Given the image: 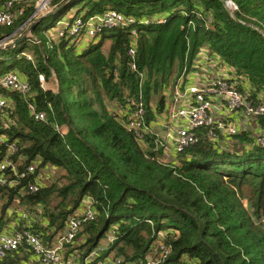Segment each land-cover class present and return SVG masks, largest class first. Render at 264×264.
Listing matches in <instances>:
<instances>
[{"label": "trees", "instance_id": "trees-1", "mask_svg": "<svg viewBox=\"0 0 264 264\" xmlns=\"http://www.w3.org/2000/svg\"><path fill=\"white\" fill-rule=\"evenodd\" d=\"M9 1L0 0V13ZM67 1L55 0L51 7ZM225 1L236 6L233 15ZM34 5H26L13 26H0V43L24 36L14 33ZM75 7L70 27L79 17L116 11L135 21L137 36L125 28L73 42L65 26L58 41L46 39L45 21L55 24ZM51 20L49 29L56 26ZM132 48L136 70L128 55ZM204 49L231 68L230 83L247 100L264 102V0H73L35 27L32 37L0 50V96L8 100L0 114V168L7 167V182L0 186V234L28 230L52 246L72 218L86 217L82 207L89 199L95 217L66 246V259L75 252L76 264L100 248L103 257L138 262L156 242L168 251L163 264H264V148L255 137L241 133L214 144L209 128H201L195 131L197 143L165 164L164 149L153 152L155 137L144 133L149 144L144 148L126 126L136 101L151 128L167 111V89L185 69L193 70ZM12 72L30 85L28 94L2 86ZM50 167L63 173L64 183H41ZM31 185L38 190L31 192ZM0 264L39 263L24 244Z\"/></svg>", "mask_w": 264, "mask_h": 264}, {"label": "built area", "instance_id": "built-area-1", "mask_svg": "<svg viewBox=\"0 0 264 264\" xmlns=\"http://www.w3.org/2000/svg\"><path fill=\"white\" fill-rule=\"evenodd\" d=\"M30 0H11L6 3L4 11L0 13V26L11 27L25 14V6L30 4ZM46 3L35 4V12L32 16L24 22L21 26L31 25L39 19V15H45L51 11L57 9L56 7H50L47 9ZM53 1V0H52ZM51 1V3H52ZM228 2V5L233 6V10L230 14H234L236 6ZM46 7V9H44ZM41 15V16H42ZM161 24H165L166 20L160 21ZM149 24V22L147 23ZM135 25V21L129 18H124L116 11H109L103 15H96L89 19L78 20L71 27L67 29L69 36L73 37L74 42H82L86 39L92 38L98 34H101L105 30H118L131 28L130 32L132 36H137V29L132 27ZM94 30L96 34L94 33ZM63 34H65L63 32ZM90 35V37H87ZM64 36V35H63ZM14 37V36H13ZM6 40L0 43V45H6L15 39ZM32 37L29 35L28 38ZM87 37V38H86ZM131 58V69L136 70L135 56L136 50L132 48L128 53ZM29 60L33 58L26 55ZM204 64L206 66V72L213 73L212 78L208 80L199 79L196 80L191 77V73L197 71L199 66ZM216 65L222 67L221 71H216ZM208 67L210 69H208ZM232 79L231 68L221 62V60L210 54L208 49H204L196 58L194 62L193 70L188 73L185 69L183 74L177 80V83L167 89L165 92L168 101L171 102V106L165 116L168 123L167 126L177 127L176 133H169L165 139L155 136L150 133L151 128L145 127L143 117L145 110L142 103L132 102V106L136 110L127 119L126 126L129 131L135 133L144 148H148L147 143L144 142V133H148L151 137H155V146L153 152L160 151V149H166L167 145L164 140L172 141L174 147V158L179 153H182L197 143V137L195 131L201 128H209L208 137L214 144H223V142H229L234 136L243 133L240 124L250 125L257 123V127L260 132L255 137L256 146L264 148V126L260 124V120H264V102L255 103L251 100H247V97L243 92L237 89V84L230 83ZM39 80L42 87L45 88V78L43 75L39 76ZM2 86L6 89L18 91L28 94L30 92V85L17 74L12 72L7 74L1 82ZM8 100L0 96V114L7 107ZM37 120H43V114H36ZM63 134H67L68 130L63 129ZM224 139V141H222ZM161 156V161L165 164H170L166 158ZM6 166L3 165L0 170V186H3L7 180L5 179ZM34 166L29 168V172L33 173ZM25 177V175H20ZM31 192L38 190L36 185L29 187ZM83 212L86 213V217L83 220L72 218L63 234L57 237L56 242L52 246H46L38 235L31 233L28 230L21 232L13 231L11 233L0 234V259H4L8 254L18 251L24 244H27L33 257L39 264H76L77 254L74 252L69 258L66 259V246L73 245L78 232L82 228V224L85 221L93 220L95 212L92 207V201L86 200L82 207ZM21 219H27L26 214L21 215ZM109 242L113 243L114 239L110 238ZM145 259H140L138 262L127 264H163L168 256L167 248L158 243ZM84 264H126L121 259H117L113 254L103 257L102 249L91 253L86 258Z\"/></svg>", "mask_w": 264, "mask_h": 264}, {"label": "rangeland", "instance_id": "rangeland-1", "mask_svg": "<svg viewBox=\"0 0 264 264\" xmlns=\"http://www.w3.org/2000/svg\"><path fill=\"white\" fill-rule=\"evenodd\" d=\"M47 0H30V4L34 5V4H41V2L46 3ZM51 1L50 0L48 2V4L46 5L47 9H50L51 7ZM55 1V0H53ZM52 1V3H53ZM73 1V0H70ZM42 5V4H41ZM53 6V5H52ZM225 6L227 8V11L230 13L229 9L232 11L233 10V6L232 5H228V2L225 1ZM46 7L44 9H46ZM54 7V6H53ZM78 7L75 8H71V10L69 9V11H67L65 14H63V17L61 19H59V21L55 22L56 26H54L53 28L50 27L49 29V21L51 20H47L45 21V26L43 29L48 28V33H46L47 38L46 39H50L51 42H56L59 40V38L63 37V32H64V27L66 26L67 29L68 27H70V17L72 18V16L74 15V13H76V11H78ZM43 13V12H42ZM42 13L39 15V17L42 15ZM84 16V12L81 14ZM231 15V14H230ZM55 20H51V25H55L54 24ZM30 24V23H29ZM24 26L23 28L21 27L20 29H18L14 34L19 36L20 34L25 35L26 32L30 29V25ZM252 26V25H251ZM19 32V33H18ZM18 33V34H16ZM94 33L96 34L95 30ZM87 37H90V35H88ZM86 37V38H87ZM10 40V39H9ZM87 40V39H86ZM74 42V41H73ZM111 44V42L105 43V49H107L109 47V45ZM72 45V44H71ZM79 49L83 51V49L86 48V46H79ZM5 50V49H4ZM25 55H28L32 58H34L33 54L30 52H26L24 53ZM222 67L220 65H216L215 70L216 71H221ZM198 71L202 72H206V66L204 64H201L199 66V69H197ZM158 98V97H157ZM157 98H154L152 101V105L156 104ZM108 103L109 106L112 107H116V102H111V101H106ZM63 177V173L60 170L54 169L52 167L48 168L47 170H45L44 172L41 173L40 179H41V183L43 185H50V184H57V183H64V181L62 180ZM55 204V202L53 203ZM1 206V203H0ZM18 207V206H17ZM16 207L13 206L12 210H15ZM26 211V210H25ZM41 212V208L38 210ZM15 222L13 221L11 224H14ZM16 224V223H15ZM12 227V226H11ZM160 237H163V233L160 234ZM160 241V240H159ZM162 241V240H161ZM157 244V242L155 243ZM102 247L103 249H105V247L108 245V243L106 241H102Z\"/></svg>", "mask_w": 264, "mask_h": 264}, {"label": "crops", "instance_id": "crops-1", "mask_svg": "<svg viewBox=\"0 0 264 264\" xmlns=\"http://www.w3.org/2000/svg\"><path fill=\"white\" fill-rule=\"evenodd\" d=\"M42 16H40V17H42ZM65 30H66V28L64 29V31ZM208 69H210V68L208 67ZM212 76H213V73H211L209 75L208 71H207V73H203V72L198 73L197 71H195L194 73H191V77H194V79L196 78V80H199V79L208 80V79L212 78ZM53 89H54V91H58V88H54V86H53ZM170 106H171V102L168 101L167 102V111L164 114L157 116L156 122H154L151 125L150 133H153L155 136L160 137L161 139H165L166 135L169 134L170 132L176 133V130H177V127H171L170 125L166 127V124L168 125V123L165 119V116H166ZM256 125H257V123L255 122L254 124L252 123L249 126L240 124V127L242 128L244 135L248 134L249 137H256L258 135V133L260 132L259 128L257 127L258 125L257 126ZM164 142L167 145V148L164 149V154L162 156H164L163 158H166L167 161L169 163H171L172 161H174L173 143H172V141H166V140H164Z\"/></svg>", "mask_w": 264, "mask_h": 264}, {"label": "water", "instance_id": "water-1", "mask_svg": "<svg viewBox=\"0 0 264 264\" xmlns=\"http://www.w3.org/2000/svg\"><path fill=\"white\" fill-rule=\"evenodd\" d=\"M69 2H71L70 0L67 1L66 3H64L62 6L58 7L57 9L51 11L50 13H47L45 15H43L42 17H40L39 19H37L30 27V29L26 32V34L20 38L17 39L13 42H10L6 45H0V50H4L7 48H14L16 47L20 42L25 41L26 39H28L29 35H32V31L35 27L39 26L46 18H49L53 15H55L56 13H59Z\"/></svg>", "mask_w": 264, "mask_h": 264}]
</instances>
